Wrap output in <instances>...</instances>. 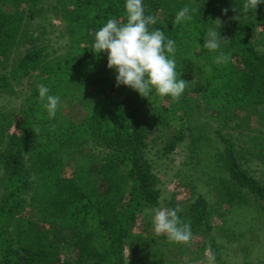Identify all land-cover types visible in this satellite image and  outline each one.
Returning a JSON list of instances; mask_svg holds the SVG:
<instances>
[{
  "label": "trees",
  "instance_id": "1",
  "mask_svg": "<svg viewBox=\"0 0 264 264\" xmlns=\"http://www.w3.org/2000/svg\"><path fill=\"white\" fill-rule=\"evenodd\" d=\"M168 1L145 0L146 14L157 18V24L149 25L150 29L161 28L176 45L183 46L177 63L180 78L185 81L189 75L188 81H198L200 102L210 104L216 108L214 111L231 107L244 110L245 119L252 122L247 130L252 131L253 125L264 119V52L257 50L251 39L264 18V5L244 14L243 0H184L185 6L198 8L194 19L175 23V12L183 8L180 4L179 8L170 9L162 24L161 17H166L163 14L171 5ZM124 2L0 0V95L17 93L15 86L21 88L19 91L30 90L27 105L22 108L26 126L20 134L7 136L6 150L0 154L4 187L11 198L31 193L27 202L40 212L36 220L16 219L13 206L0 205V264H123L127 247L134 253L131 264H170L171 253L189 250L184 244L171 242L164 234L144 236L150 226L145 221L147 210L158 205L161 190L150 165L135 158L137 153L141 155L140 147L146 148L152 141L167 140L163 146L166 153L183 138L180 134L170 142L177 134L169 129L166 135V128L161 130L159 125L153 133L146 122L159 108L174 115L176 109H181L180 121L186 126L192 99L182 95L172 110L160 104L155 93L147 99L129 87H117L114 70L107 68L106 53L92 52L94 33L109 18L126 22ZM60 4L67 22L60 35L67 38L64 46L55 47L45 28L39 37L27 34L25 19L43 17L48 8L60 13ZM219 12L223 16L220 34L226 35L221 50L229 54V59L217 65L213 63L216 53L202 47L207 29L200 22L207 13ZM38 39L43 41L42 45L33 46ZM192 41L195 45L188 44ZM28 43L32 45L22 50ZM59 51L63 54H58ZM66 79L69 83L59 87ZM41 84L48 86L51 94L61 97L62 106L69 101L66 95L70 91L86 94L90 102L86 116L79 123L57 116L49 119L38 99ZM108 88L112 94L103 93ZM70 105L71 102L66 103ZM225 126L236 128L238 123ZM221 130L216 128L223 145L219 158L227 174L221 176L220 184L217 175L210 173L214 168L210 160L209 168L213 167L202 168L206 171L199 178L201 184H212L216 193L221 191L231 210L258 208L256 219L260 220L264 218V183L242 170L234 155L233 135H221ZM87 136L97 145L90 143ZM85 143L91 144L92 154L82 151L81 145ZM105 144L110 146V152L105 151ZM200 152L205 156L204 150ZM66 161L72 163L68 175L64 170ZM95 182L101 183L103 189ZM39 203L43 207L37 206ZM175 207L173 201L169 202L168 208ZM180 208L179 215L191 223L193 235L197 232L196 222L207 220L211 210L201 192L187 211ZM138 221L141 231L137 230ZM228 234L235 235V231L229 230ZM72 248H75V262L61 259V250ZM210 249L217 260L215 264H226L220 261L222 257L214 239Z\"/></svg>",
  "mask_w": 264,
  "mask_h": 264
},
{
  "label": "rangeland",
  "instance_id": "2",
  "mask_svg": "<svg viewBox=\"0 0 264 264\" xmlns=\"http://www.w3.org/2000/svg\"><path fill=\"white\" fill-rule=\"evenodd\" d=\"M167 3L171 5H168V10L163 14L166 17H161L162 24L166 22L167 15L171 13V8H176V6L179 8L180 4H183L184 7L187 4L184 0H170ZM59 9L61 10L60 13H54L48 8L43 17H36L34 20L25 19L24 27L26 26L28 30L27 34L39 37L45 28L47 33H50L51 41L53 45L55 44V47L64 46L67 38L60 35L67 22L63 15V6L61 4ZM217 18L220 21L223 19L221 12L214 15L207 13L202 17V22L200 23L205 25L207 29L210 25L214 24L213 21ZM225 36L223 34L221 38L225 40ZM251 39L255 48L264 52V18L262 23L253 32ZM193 41H197V39ZM193 41L188 42V44L195 45L196 42ZM42 42V40L38 39L32 44L33 46H41ZM28 44H26V47H22V50L32 45L30 43ZM176 49L178 55L176 54L175 58L178 63L180 60L178 56L183 46L176 45ZM62 51H59L58 54H63ZM188 80L189 75L185 78V82L188 85L183 94L186 98L192 99L189 103V107L191 106V116L187 117L189 119L188 124L186 126L182 125L180 121L181 116L179 115L182 110L173 107L178 101L170 97H159L155 94L154 97L156 100H159L160 104L169 106L172 110L176 109V115L167 112L166 109L164 111L159 108L146 122L154 131L153 133L158 130L156 126L159 125L161 130L166 128L164 131L166 135L169 129L174 134H177L172 136L169 140L170 142L180 134L183 135V138L177 141L169 152L164 153L165 150L163 148L167 144V140L159 139L152 141L153 143L150 142L146 148L141 146L139 149L141 155L136 154L135 160L139 162L144 161L150 165L153 175L158 179L157 188L161 190L158 205L147 210L148 217H146L145 221L150 226L143 234L144 236L147 234L152 237L158 236L153 231L151 224V213L153 210L157 208H168L169 202L173 201V205L180 206L187 211L188 206L195 201L198 192H201L207 198L211 209L208 213L207 220L203 219L200 223L196 222V234L192 236L188 244H184L189 250L183 253H180L181 251L178 253L175 252L176 254H170L168 252L166 255L168 256L170 254V261L168 262L170 264H215L217 260L215 258L213 259L215 255L210 249L211 239H214L219 251L218 254L222 257L220 261H225L226 264H264V218L260 220L256 219L260 213L259 209L256 208V210H253L250 207H240L236 210H231L227 203L224 202V195L221 191L216 193L213 190L212 184L203 186L200 181L202 179H199L201 174L203 175L206 171L202 169L205 168L204 166L209 170L214 165L210 173L211 175H217L219 183L221 176L227 174L226 168L223 167L224 163L221 164L223 161L219 158V152H221L223 145L220 142V135H217L216 128L220 127L222 128L221 135L226 137L233 135L231 139L236 148L234 155L242 170L248 175L255 176L260 183H264V119L260 123L254 124L253 126L255 128L252 131L247 130V127L252 122L245 119L244 116L246 114L244 110H241L239 107H231L229 109L220 108V112L214 111L216 108L210 104L200 102V94L197 90L198 81L193 83ZM69 81V79H66L59 83L58 86L63 87ZM15 88L17 93H3L0 95V131L2 134V138L0 139V154H3L6 150L7 136L12 133L20 134L23 127L26 126L24 124L25 112L22 113V108L27 105V97L30 94V90L24 89L19 91L21 89L20 87L15 86ZM75 92V90H72L66 95L69 99L66 103L69 104L71 102V105L66 106V103H63L64 105L62 106L61 104L56 115L58 119H71L79 123L86 116L87 109H90V102L87 99V95ZM103 93L112 94L109 88L103 90ZM65 100L62 101L64 102ZM196 105H199V107H196ZM262 110L264 111V107H262ZM185 111L183 110V113ZM234 123H238L236 128L225 126ZM165 134L163 133V135ZM88 139L90 143L97 145L95 141L93 143L90 137ZM81 146L82 151L88 154L93 153V150L90 149L91 144L85 143ZM108 147L110 146H107L106 152L111 151ZM100 148L101 146L99 145L97 149L99 150ZM202 149L205 151V156L200 152L203 151ZM196 157H199V160ZM210 160L213 165L209 168ZM26 164H30L27 156ZM71 165L72 163L64 162L66 175L70 172ZM4 173L2 162L0 161V205L5 204V207L13 206L12 212L16 219L23 217L27 220H36L40 212L27 202L31 193L18 196L17 198L12 197V200L8 195V190L6 191L4 187ZM208 176L206 175L205 177L208 178ZM32 178L35 179L33 176ZM94 180L96 181V179ZM95 183L99 184V182ZM99 188L103 189L101 183L99 184ZM23 198L24 200L21 201ZM37 206L43 207L42 203L37 204ZM236 207L233 208L235 209ZM245 219L246 221H244ZM236 220L241 223H236ZM139 221L137 230L141 231ZM12 228V225H10L9 230H12ZM229 230L235 231V235L231 234L229 236ZM123 256V264H131V261L134 260V253L129 247L124 249ZM60 257L63 260L69 259L70 262H75V248L69 251L61 250ZM82 263L85 264V262Z\"/></svg>",
  "mask_w": 264,
  "mask_h": 264
},
{
  "label": "clouds",
  "instance_id": "3",
  "mask_svg": "<svg viewBox=\"0 0 264 264\" xmlns=\"http://www.w3.org/2000/svg\"><path fill=\"white\" fill-rule=\"evenodd\" d=\"M259 5H264V0H243L242 13L254 12ZM124 9L126 22L109 18L95 31L92 52L106 53L107 68L114 70L117 87H129L147 99L155 93L178 101L188 83L177 70L176 41L169 39L161 28H149L157 24V18L146 14L145 0H125ZM223 11L226 13L227 9ZM196 12L198 8L185 6L175 14L174 21H191ZM213 22L206 30L202 47L216 53L213 63L219 65L229 59V54L221 50L225 41L220 35L221 21L217 18ZM38 99L48 118L54 119L61 107V97L41 84ZM181 211L179 206L153 210L151 224L155 234H164L174 243L188 244L193 235L191 223L181 219Z\"/></svg>",
  "mask_w": 264,
  "mask_h": 264
}]
</instances>
